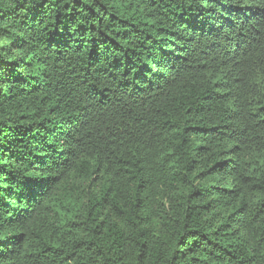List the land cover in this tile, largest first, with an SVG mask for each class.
<instances>
[{
	"label": "trees",
	"instance_id": "trees-1",
	"mask_svg": "<svg viewBox=\"0 0 264 264\" xmlns=\"http://www.w3.org/2000/svg\"><path fill=\"white\" fill-rule=\"evenodd\" d=\"M0 264H264V0H0Z\"/></svg>",
	"mask_w": 264,
	"mask_h": 264
}]
</instances>
